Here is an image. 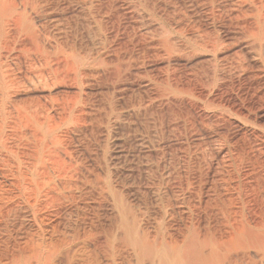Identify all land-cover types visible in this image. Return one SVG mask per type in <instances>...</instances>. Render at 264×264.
<instances>
[{"label": "bare ground", "instance_id": "1", "mask_svg": "<svg viewBox=\"0 0 264 264\" xmlns=\"http://www.w3.org/2000/svg\"><path fill=\"white\" fill-rule=\"evenodd\" d=\"M63 1L76 15L68 46L37 30L33 0H0V264H264V120L258 128L247 120L264 98L253 83L264 82V0H200L199 14L189 1L161 22L144 0L123 6L142 32L154 31L158 53L197 59L185 83L164 71L144 81L143 97L125 113L113 103L104 115L110 128L147 114L151 130L201 137L188 153L177 144L155 168L146 162L141 189L111 181L115 172L100 178L90 170L85 183L72 182L63 141L85 114L78 98L48 92L67 71L110 77L133 57L115 40L119 15L110 0ZM221 10L235 22L242 55L226 65L218 55L230 35L211 26ZM245 75L253 86L239 84ZM232 78L238 105L223 97ZM25 90L47 93L14 98ZM223 121L244 140L228 138Z\"/></svg>", "mask_w": 264, "mask_h": 264}, {"label": "rangeland", "instance_id": "2", "mask_svg": "<svg viewBox=\"0 0 264 264\" xmlns=\"http://www.w3.org/2000/svg\"><path fill=\"white\" fill-rule=\"evenodd\" d=\"M33 1L36 4V12L31 13L30 17L37 30L42 35L50 34L56 39L61 40L65 45H70L75 36L74 23L76 15L70 12L68 3H65L63 0ZM110 1V5L116 7V12L119 15L117 19L115 40L117 43H120L119 46H127L131 51L130 56L133 58L127 57V59H124L123 62H121L123 64H120L122 65L120 66V73L113 74L110 77V74H106L105 72L95 74L89 71L86 76L76 77V79L71 72L67 71L63 83L60 86L53 87L48 93L66 97L68 102L74 98H78L80 100L78 110L79 112L80 110L83 111L85 114L82 116L85 117L84 124L78 126L77 131H69L63 141V152L65 151V153L62 157L64 156V160H68L69 163L71 162L70 164L73 167L75 177L72 182L79 183L78 180H81L80 182L85 183L86 181H83L82 179L88 180L91 178L90 174L92 171L97 172L100 178H103L105 172H115L116 176L112 177L111 181L116 180L131 189H141L145 183L143 180L145 174L144 164L148 163L147 165L150 164L149 166H152L151 168H155L156 164L158 165V162H160L159 160L162 159L163 154L168 156V154L170 155L173 153L175 148L180 146H183L185 152L188 153L190 147L195 142V139H200L201 137L193 136L183 129H179L174 133L171 131L172 134H170V132L168 133L165 130L163 131L162 128V130L158 128V125L155 126L157 129L152 128L151 130L147 127V124L143 119L149 118L147 114L145 115L147 118L143 115V118L140 117L138 120L132 115L131 120L134 121V123L132 121L133 126H127L126 120L128 119L122 118V121L124 122L123 125L120 124L110 128V125H107L108 121H106L107 118H105L104 115L106 114V111L109 112V107L113 103H115L118 112L125 113V111L129 109L128 105H130V103H137L141 100L145 93L144 81L145 83L152 81V79H155L154 75L155 77H159L168 73V75L171 76L170 78L178 77L183 83H185L188 80L197 59L194 57H168L158 53L157 47L160 44H157L159 41H157L158 38L154 31H151L153 34H151V32H142L143 25H141V21L139 22L136 20V15L126 14L122 9L123 6H126L127 0ZM144 1L153 8L151 9L149 6V14L151 18L159 22L165 20L166 17L167 20L171 19L173 15L179 12L182 4L187 6L189 1H194L192 3V9L194 12L196 11L195 13L199 14L202 13L201 11L205 10L202 5L203 3L200 0ZM101 2L104 4L105 0H102ZM219 3L220 9L223 10L221 7L223 6V2ZM220 13L221 14L218 13V18L216 16L215 21L211 23L215 26L210 25L214 28H220L219 26H221L220 29H226L223 32L230 35L228 36V39L230 40H227L229 43L227 42L226 47L222 49V52L219 53L218 57L223 59V64L232 63L237 60L239 56H242L240 52V44L238 43L240 41L236 40L239 38L240 34L237 33L235 22L231 17L226 15V12L223 13L222 11ZM71 14L74 15V17ZM143 22L145 23V20H143ZM210 25H208L209 29L211 28ZM134 33L140 34L141 37L138 38V41H135L136 43L129 42L127 44L129 38ZM155 45L156 49L153 48ZM199 58L200 57H198V59ZM226 68L228 69L229 67ZM164 71L166 73H164ZM245 72L248 73L247 70ZM116 76L117 78H114ZM78 78H80V80ZM249 80L248 76L245 75L239 80V84L243 87H247L249 84H252L253 86L254 83L259 88L258 90L264 92V82L262 80H257L253 83ZM78 81H81V84H79ZM231 82L234 84L233 90H224L223 86V97L233 99L238 105L236 79L232 78ZM142 83L143 85H141ZM44 93L47 92L43 91L40 93V91L25 90L19 92L14 98L23 99ZM260 105L261 106L259 107L261 108L255 113L257 116L253 114H248L247 116V120L251 122L255 128H258V125L264 120V98ZM190 112H192V110H190ZM151 116H153V118L156 116L157 119V113H155V115L153 113ZM149 129L151 132H149ZM221 131L226 134L228 138L244 140L241 131L234 128L233 125L229 126L227 122L223 121ZM141 138L144 140L140 141L142 140ZM247 143L248 142L245 141L244 145ZM90 170L92 171L90 172ZM153 174L152 177L155 178L156 173ZM94 197V200L97 202V195ZM96 202L94 203L95 205L92 204V207L94 209V206H96L95 209L97 210L99 203ZM96 210H93L88 214L92 215Z\"/></svg>", "mask_w": 264, "mask_h": 264}]
</instances>
